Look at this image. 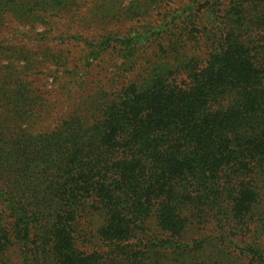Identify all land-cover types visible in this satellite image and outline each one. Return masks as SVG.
<instances>
[{
  "label": "trees",
  "instance_id": "obj_1",
  "mask_svg": "<svg viewBox=\"0 0 264 264\" xmlns=\"http://www.w3.org/2000/svg\"><path fill=\"white\" fill-rule=\"evenodd\" d=\"M153 23L116 40L113 89L70 94L53 128H36L33 74L0 77V264H156L194 222L184 248H222L255 215L261 232L264 0H188Z\"/></svg>",
  "mask_w": 264,
  "mask_h": 264
},
{
  "label": "rangeland",
  "instance_id": "obj_2",
  "mask_svg": "<svg viewBox=\"0 0 264 264\" xmlns=\"http://www.w3.org/2000/svg\"><path fill=\"white\" fill-rule=\"evenodd\" d=\"M187 1L0 0V77L8 67L18 79L33 74L27 79L31 96L44 104L36 128H53L73 112L70 94L76 97L114 87L112 79L120 64L118 38L148 21L155 26V19L160 20L165 13L182 7ZM134 6L138 7L135 15L131 9ZM146 12L150 17L137 16ZM207 24L210 26V21ZM108 39L112 42L110 47L91 61ZM86 62H90L89 67ZM260 223L257 215L246 220L241 231L234 238H227L222 248L218 247L216 234L206 247L198 243L195 248H189L190 245L184 248L182 244H192L201 237V229L194 222L182 240L168 239L170 248L143 257L156 264H264V227L261 232L257 230ZM154 225L149 223L150 234L156 232ZM253 239L261 244L262 261L252 257L248 249L253 248ZM174 242L179 247H174ZM140 257L136 254L134 259L138 261Z\"/></svg>",
  "mask_w": 264,
  "mask_h": 264
}]
</instances>
